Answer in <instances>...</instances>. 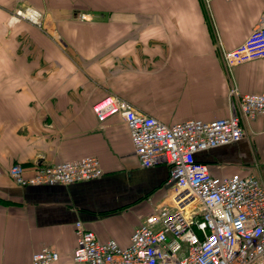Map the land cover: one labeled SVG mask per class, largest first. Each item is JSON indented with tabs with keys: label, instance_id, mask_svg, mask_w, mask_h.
<instances>
[{
	"label": "crops",
	"instance_id": "crops-1",
	"mask_svg": "<svg viewBox=\"0 0 264 264\" xmlns=\"http://www.w3.org/2000/svg\"><path fill=\"white\" fill-rule=\"evenodd\" d=\"M39 12V22L17 16ZM264 18V0H0V168L28 173L84 156L99 178L20 186L0 175V264H30L35 252L74 264L76 222L121 246L146 216L172 205L170 166L144 168L119 115L93 105L109 94L167 124L229 114L223 50ZM243 93L264 91V58L237 65ZM215 175L264 182V115L237 142L199 152Z\"/></svg>",
	"mask_w": 264,
	"mask_h": 264
},
{
	"label": "built area",
	"instance_id": "built-area-1",
	"mask_svg": "<svg viewBox=\"0 0 264 264\" xmlns=\"http://www.w3.org/2000/svg\"><path fill=\"white\" fill-rule=\"evenodd\" d=\"M17 16L39 22L40 14L27 8ZM223 57L232 82L226 117L167 124L115 94L93 105L100 121L113 115L125 121L142 167L161 162L170 166L172 205L146 216L127 246L100 240L77 221L74 264H264V182L253 173L215 175L197 158L199 152L237 142L264 115V91L241 92L233 75L235 66L264 58V18L241 44L223 50ZM5 173L20 186L69 185L99 178L103 168L97 157L84 156L35 166L30 173L16 162L6 172L0 168V175ZM59 259L57 250L43 247L30 264Z\"/></svg>",
	"mask_w": 264,
	"mask_h": 264
}]
</instances>
